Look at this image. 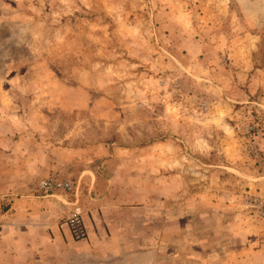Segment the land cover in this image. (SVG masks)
Returning a JSON list of instances; mask_svg holds the SVG:
<instances>
[{
  "label": "rangeland",
  "instance_id": "rangeland-1",
  "mask_svg": "<svg viewBox=\"0 0 264 264\" xmlns=\"http://www.w3.org/2000/svg\"><path fill=\"white\" fill-rule=\"evenodd\" d=\"M67 135L128 153L159 264H264V0H0L2 212Z\"/></svg>",
  "mask_w": 264,
  "mask_h": 264
},
{
  "label": "crops",
  "instance_id": "crops-1",
  "mask_svg": "<svg viewBox=\"0 0 264 264\" xmlns=\"http://www.w3.org/2000/svg\"><path fill=\"white\" fill-rule=\"evenodd\" d=\"M35 141L43 148L25 152L30 162L14 171L19 177L8 186L0 264H159L153 200L139 198L132 169L129 178L119 177L125 167L118 160L128 153L77 147L69 135L65 143ZM51 174L73 181L77 193L63 200L43 195L38 183ZM28 175L35 180L28 182ZM73 211L83 217V240L73 239L65 224Z\"/></svg>",
  "mask_w": 264,
  "mask_h": 264
},
{
  "label": "built area",
  "instance_id": "built-area-1",
  "mask_svg": "<svg viewBox=\"0 0 264 264\" xmlns=\"http://www.w3.org/2000/svg\"><path fill=\"white\" fill-rule=\"evenodd\" d=\"M38 190L47 196L57 197L60 196V200H63V196L71 191L77 193V185L68 179H61L55 174H51L41 179L38 183ZM64 202V201H63ZM65 224L69 228L73 239L83 240L87 237V230L84 225L82 215L77 212H71L66 220ZM3 227V212L0 210V232Z\"/></svg>",
  "mask_w": 264,
  "mask_h": 264
}]
</instances>
